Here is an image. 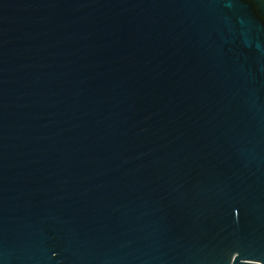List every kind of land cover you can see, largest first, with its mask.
I'll return each mask as SVG.
<instances>
[{
    "label": "water",
    "instance_id": "95a60500",
    "mask_svg": "<svg viewBox=\"0 0 264 264\" xmlns=\"http://www.w3.org/2000/svg\"><path fill=\"white\" fill-rule=\"evenodd\" d=\"M0 264H264V0H0Z\"/></svg>",
    "mask_w": 264,
    "mask_h": 264
}]
</instances>
